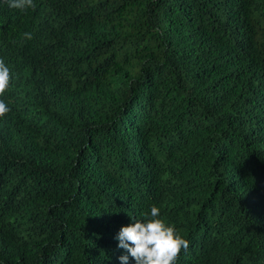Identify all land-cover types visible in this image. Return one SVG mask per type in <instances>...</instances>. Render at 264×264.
Returning a JSON list of instances; mask_svg holds the SVG:
<instances>
[{
  "label": "trees",
  "instance_id": "16d2710c",
  "mask_svg": "<svg viewBox=\"0 0 264 264\" xmlns=\"http://www.w3.org/2000/svg\"><path fill=\"white\" fill-rule=\"evenodd\" d=\"M33 3L0 0V264H121L152 206L176 264H264V0Z\"/></svg>",
  "mask_w": 264,
  "mask_h": 264
},
{
  "label": "clouds",
  "instance_id": "9594fccd",
  "mask_svg": "<svg viewBox=\"0 0 264 264\" xmlns=\"http://www.w3.org/2000/svg\"><path fill=\"white\" fill-rule=\"evenodd\" d=\"M9 8L23 11L34 8L33 0H6ZM31 39V34L25 33ZM12 72L4 59H0V96L10 87ZM10 108L0 99V118H3ZM142 220H133L126 227H122L116 237L118 247L124 249L128 255L119 257L121 264H127L130 256L135 264H176L180 252L187 251L190 242L183 239L176 229L167 225L159 218L160 209L156 206L150 212L142 214Z\"/></svg>",
  "mask_w": 264,
  "mask_h": 264
}]
</instances>
